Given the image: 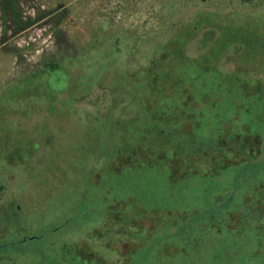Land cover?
Masks as SVG:
<instances>
[{"label": "rangeland", "instance_id": "1", "mask_svg": "<svg viewBox=\"0 0 264 264\" xmlns=\"http://www.w3.org/2000/svg\"><path fill=\"white\" fill-rule=\"evenodd\" d=\"M5 5L0 0V239L32 236L72 218L75 224L49 245L83 251L90 243L112 264L126 249L124 238L97 241L91 237L96 223L103 219L101 225L124 230L135 220L137 233L148 234L161 221L157 208L145 211L149 204L172 210L162 216L169 220L205 211L232 185V165L246 158V136L264 139V122L249 121L246 106L234 99L264 101V0H18L15 13ZM208 30L216 38L204 48ZM154 65L150 74L161 76L155 89L166 91L161 97H173L176 86L180 91L161 103L165 114L173 113L170 124L193 114L192 130L224 140L223 156L232 168L208 176L196 157L189 167L198 174L185 179L122 164L116 167L120 175L106 172L112 149L149 121L141 80ZM200 67L210 73L201 77ZM164 72L175 74L171 85ZM225 81L233 84L225 87ZM253 150L258 153V141ZM175 166L188 165L179 159ZM263 195L264 175L236 196L228 212L200 224V237L190 240L197 244L138 254L132 263L256 264L255 258H264ZM91 202L96 209L108 204V217L77 218ZM259 231L260 255L250 245Z\"/></svg>", "mask_w": 264, "mask_h": 264}, {"label": "trees", "instance_id": "2", "mask_svg": "<svg viewBox=\"0 0 264 264\" xmlns=\"http://www.w3.org/2000/svg\"><path fill=\"white\" fill-rule=\"evenodd\" d=\"M243 1L251 3L254 0ZM4 3L6 4L5 7L7 8V11L15 13L18 0H4ZM236 36L237 39H242L241 36L244 35L236 34ZM250 37L255 38V35H251ZM215 38L216 31L208 30L205 32V38L202 39L204 42V48H207L208 45L210 46ZM229 39L233 41L231 36H229ZM240 50L241 48L238 47L236 52L238 53ZM157 67V65H154V67L149 68L147 74L143 75L144 80H141L140 78L138 79V84L143 81L142 84L145 88H142V91L145 93L144 97L142 96V99L144 100L143 110L145 116L149 118V121L144 124L141 130H136L135 128L133 130L130 129L129 135L125 136L118 146L112 149L110 154L112 164L110 167H106V172H113L114 174L120 175L116 173V171L119 170L116 167L118 166L117 164H122L123 167H130V169L132 168L134 170H152L166 172L168 174L170 172V174L173 173V175L179 176L183 175V178L185 179L198 174V171H194L195 169L192 168V166L189 167V163L192 164L191 162H194L196 157L198 160H204L203 162L206 163V166L208 167L206 174L208 176H218L222 171L232 168L230 164H227V156L225 158L223 156V149L225 148L224 140L219 141L214 140L213 138L206 139L196 134V131L192 130V127L194 126L193 122L190 121L194 118L193 114H189V116H187L189 119L187 120H182L180 123L173 125L170 124L173 113L168 111L167 114H165V112L162 111V106L164 105L161 103H164V99H167L168 101L176 99L175 96L178 97L180 91L176 86L173 97H161L166 91L160 93L155 89L161 76L150 74ZM210 71L213 70L210 69ZM207 73L210 72L204 70L202 67L198 69V74H200L201 77ZM174 76L175 74L171 75L169 72H164L163 79L164 81H169V85H171L172 81H174V78L171 77ZM186 76L193 77L194 75L187 74ZM179 79L182 81L183 76ZM232 84V81H225L222 85L228 87ZM243 87H245V85ZM199 94L203 95L202 92ZM137 98L138 96L132 99L133 101L134 99L137 101ZM195 98V102L200 99L199 96ZM234 99L235 102H239L246 106V118L249 121L252 123L263 124L264 106L261 104H264V101L248 100V98H245L242 95H240V97H235ZM259 103L261 104L257 107L258 114L252 115L255 113V111H252V107L254 104L256 105ZM178 108L180 112V107L178 106ZM162 117H164V120L160 122ZM140 132L146 134L147 140L143 139L139 134ZM220 137L227 140V142L231 139V136L229 137L224 133H222ZM257 141L259 148L258 153L253 150V143L256 144ZM146 143L151 147H145L144 145ZM242 148L246 151V158L242 159L238 164L232 165L235 168V171L232 178V185L229 187L230 189L227 188L225 190L226 195L221 196L218 201L210 205L209 209L205 211H194L193 213H179L174 219L169 220L163 219L164 217L162 218V216L164 213L172 212V210L161 211L162 208H158V204H149L148 206H145V208L147 207L145 211H149V207L157 208L155 211L159 212L161 215V221L159 224H156L153 230L148 234H142L141 230L137 233V223H134L135 220L132 224L129 222V226L127 228L124 227V230H122L121 226L115 228L111 227V225H106V223L101 225V221H103L102 219L96 223V228L92 232L91 237L103 243H120L121 239L119 237L122 236L124 238L121 242L126 249L122 252L121 257L118 256V260H114L112 264H134L132 263V260L137 257L138 254L141 255L145 253L147 257H150L152 253L156 254L160 250H163V248H166V252L168 253V251L176 250V248L181 245H183L184 248L190 244L194 245L195 242L190 243V240L194 235H196L195 237L197 238L200 237V224L204 222L210 224L214 222L213 218H215L216 214L223 215L228 212L231 209V205L239 200L236 196L244 188L257 182L259 178L264 175V139L260 140L259 137H254L250 134L248 137L246 136ZM18 150H20V148ZM179 159L184 160L188 166L184 169L176 167L175 164ZM112 200L118 201L119 199L113 198ZM128 203H126V207L131 208L128 206ZM259 203L264 205V197L260 199ZM95 205L96 202L84 205L81 211L78 212L77 218L98 217L99 212L100 215L102 214L104 217H108L107 214L110 213V211L105 209L108 204H105L103 209L100 206L99 209H96ZM252 210L254 209L252 208ZM175 219H179V222ZM74 221V219L70 218L67 221L50 224L42 229L38 228L32 236H10L0 239V264H107L108 260L106 256L102 254V252L96 251L90 243L86 244L83 251L74 245H70L66 246L64 251L58 252L55 248H52L53 246L49 245L50 240L54 239L55 235L59 234L63 229L71 228L75 224ZM114 231L116 232V235H114ZM260 233L262 232L259 231V234L257 236L255 235V240L251 239L252 243L250 244L253 245L255 250H257L256 252H259V255L261 254V251H263L261 246L262 243L257 240ZM115 237L118 239L116 240ZM151 243H153V245H151ZM111 250H115V255L119 254L115 248ZM252 256L255 258L256 255ZM261 256L260 258H262ZM256 259L257 258H255L256 264H264V258L260 259V261Z\"/></svg>", "mask_w": 264, "mask_h": 264}]
</instances>
